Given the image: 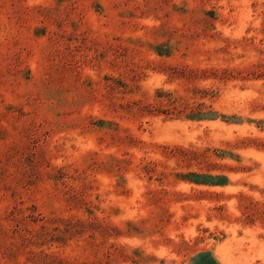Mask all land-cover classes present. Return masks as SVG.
<instances>
[{
    "label": "rangeland",
    "instance_id": "rangeland-1",
    "mask_svg": "<svg viewBox=\"0 0 264 264\" xmlns=\"http://www.w3.org/2000/svg\"><path fill=\"white\" fill-rule=\"evenodd\" d=\"M0 264H264V0H0Z\"/></svg>",
    "mask_w": 264,
    "mask_h": 264
}]
</instances>
